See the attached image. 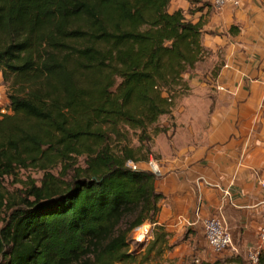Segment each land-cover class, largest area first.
Returning a JSON list of instances; mask_svg holds the SVG:
<instances>
[{"label":"trees","instance_id":"16d2710c","mask_svg":"<svg viewBox=\"0 0 264 264\" xmlns=\"http://www.w3.org/2000/svg\"><path fill=\"white\" fill-rule=\"evenodd\" d=\"M170 1L0 0V179L43 173L18 201L0 195V264L133 262L130 235L157 223L162 195L127 164L148 161V129L206 55L202 21ZM154 229L147 253L166 240Z\"/></svg>","mask_w":264,"mask_h":264},{"label":"crops","instance_id":"0c3cea01","mask_svg":"<svg viewBox=\"0 0 264 264\" xmlns=\"http://www.w3.org/2000/svg\"><path fill=\"white\" fill-rule=\"evenodd\" d=\"M212 2L171 0L168 7L201 20L202 45L219 56L213 74L184 76L194 101L175 106L177 133L154 144L155 190L162 195L156 224L207 249L202 220L221 213L234 244L247 251L256 241L264 180V0H239L220 11ZM195 8L201 9L188 13ZM198 177L209 186L197 187Z\"/></svg>","mask_w":264,"mask_h":264},{"label":"rangeland","instance_id":"374dc122","mask_svg":"<svg viewBox=\"0 0 264 264\" xmlns=\"http://www.w3.org/2000/svg\"><path fill=\"white\" fill-rule=\"evenodd\" d=\"M217 56H219L218 53L216 55V53H213L209 49L206 50L205 58L199 65H196L191 73L195 74L199 70L209 72V70H212L213 66L216 65L218 60ZM213 72L214 69L211 71V74H213ZM187 88V90H180L176 94L170 113L161 116L157 123L148 129L151 139L149 142H145L144 146L150 150V157L152 156L154 158L153 148L157 141L159 145H164V138L169 139V135L171 137V134L177 133V125L175 124L176 119L173 115L175 106L187 100L194 101L191 88H189L188 85ZM6 91V84L0 75V110L5 114L9 112L7 109L8 101L6 98ZM4 113H0V115ZM132 145H138L134 137L132 138ZM76 166H83V158L77 159ZM59 171L60 169L58 167L56 170L52 171V173L57 176ZM42 176V172L27 169L17 170L15 175L0 179V195L3 197L4 203H13L14 201H18L20 197H24L25 187L31 182L39 186ZM66 179H68V177ZM6 216L7 208L3 207V209L0 210V229L3 227ZM141 228L142 227L135 229L130 235L132 241L129 253L133 256V262L131 264H252L248 260L247 251L244 248H238L234 242L232 248L214 255L199 243L196 242L195 246H193V243L189 244L186 242V239L174 237L173 234H166L165 243L159 242L150 253H147L151 242L155 239L156 230L154 229L155 227H152L141 243H138L136 239L139 236Z\"/></svg>","mask_w":264,"mask_h":264},{"label":"built area","instance_id":"2783aa9c","mask_svg":"<svg viewBox=\"0 0 264 264\" xmlns=\"http://www.w3.org/2000/svg\"><path fill=\"white\" fill-rule=\"evenodd\" d=\"M212 5L217 11H220L221 9H224L227 6H231V7L239 6V0H213ZM217 90L223 91L224 88L221 86H217ZM0 113H4V112L0 110ZM127 166L132 168L133 170H141V169L146 170L152 173L156 178L160 176L159 166L152 157L149 158L148 161L142 166L134 165L131 163H128ZM196 181H197L196 182L197 187H199L201 184L209 186V184L206 182V180L203 177H198ZM259 188L261 191V198L257 208L259 211L260 222L256 235V241L247 250L248 260L252 264L259 263L260 254L264 250V180H261L259 182ZM155 226L156 224H151L149 222H146L141 226L142 228L140 229L139 236L142 237V240L147 236L151 228ZM202 227L206 241V246L211 254H219L229 248H232L233 236L229 230L226 219L221 213H219L217 216L203 219Z\"/></svg>","mask_w":264,"mask_h":264},{"label":"bare ground","instance_id":"6f19581e","mask_svg":"<svg viewBox=\"0 0 264 264\" xmlns=\"http://www.w3.org/2000/svg\"><path fill=\"white\" fill-rule=\"evenodd\" d=\"M141 241H142V237L139 236V237L137 238V242H138V243H141Z\"/></svg>","mask_w":264,"mask_h":264}]
</instances>
